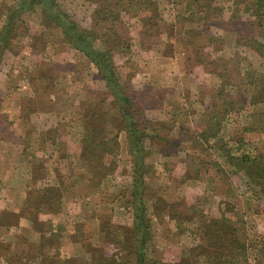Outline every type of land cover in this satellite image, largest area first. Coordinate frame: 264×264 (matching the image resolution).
I'll return each instance as SVG.
<instances>
[{"label": "rangeland", "instance_id": "1", "mask_svg": "<svg viewBox=\"0 0 264 264\" xmlns=\"http://www.w3.org/2000/svg\"><path fill=\"white\" fill-rule=\"evenodd\" d=\"M20 2L0 0V264H135L141 229L156 264H264L247 176L264 133L243 131L264 57L242 0L209 17L188 0ZM103 53L130 87L123 117Z\"/></svg>", "mask_w": 264, "mask_h": 264}, {"label": "trees", "instance_id": "2", "mask_svg": "<svg viewBox=\"0 0 264 264\" xmlns=\"http://www.w3.org/2000/svg\"><path fill=\"white\" fill-rule=\"evenodd\" d=\"M23 0H21V8H22V2ZM49 0H31L32 3L34 2H38L39 5H41V9L43 12H48L49 9ZM214 0H188L187 5H189V7L194 8L197 6V10H196V15H200V16H210L211 15V8H212V2ZM233 3L237 6L238 4L241 3V0H233ZM242 3L245 4V11H248L250 13V20L245 23V26L248 25L249 27V33L247 34L248 38L250 41H248V44H252L254 47V51H256L258 53L259 57H264V0H242ZM247 4V5H246ZM46 5V7H45ZM18 8V7H17ZM217 11V9H215V12ZM237 18V17H236ZM57 19H59V17H57ZM56 18H53V20H57ZM232 20V19H231ZM66 24V23H65ZM58 26L59 23H57ZM229 26V25H228ZM61 27V26H60ZM62 27H63V23H62ZM231 27V26H230ZM229 27V28H230ZM76 34H79V30H75ZM253 33H257L254 36L250 37ZM90 36V35H88ZM88 36L85 35V39H84V46H91L89 43L90 41V37L88 38ZM98 54V53H97ZM107 60L108 63L105 62V60ZM110 59L108 57L107 53H103V55H100V59L98 61L99 66L103 67L104 70V74L105 77L107 76V82L110 86L111 92L114 95V101H115V106L117 107V112L121 113L120 117H123L122 114L123 111H127L124 107L123 104L126 103L125 100L120 99V96L128 97L127 94L130 93V87L129 85H125L122 90H119L112 84L111 80L108 79V77H110V75L114 74V70L111 67V64L109 63ZM257 97L259 98V101H264V78L262 79V81L260 82V88L257 90L256 92ZM261 116L259 117L260 119H257L255 121H253L252 123H250V125L248 127H246L243 131H246V135L247 134H251L252 133H264V111L260 114ZM105 119V118H104ZM127 123L129 124L128 126V132H130V124L131 121H127ZM254 125H258V128ZM135 126V128H137V125H133ZM146 137V135H142L141 139L142 141H144V138ZM103 141H101L99 144H101ZM244 159H246V156L244 158H242V163H245L246 161H243ZM249 165H247V176L249 177L250 180H252V183H258V185H260V189L264 184V153H260L257 157H254V159H252L251 161H248ZM143 167L142 163L139 164L136 169L137 170H141ZM256 180V181H255ZM256 186H258L257 184H255ZM138 210V209H137ZM139 212V210H138ZM138 217V216H137ZM138 224L145 222V220L141 217L138 218ZM137 224V225H138ZM143 225V224H142ZM138 228V227H137ZM142 233L140 234L139 230H136L135 234H134V247L132 248L133 250V254H134V263L135 264H156L155 261L153 260H149L146 257L147 252L145 251V246H146V236L143 234L145 231L144 229H141ZM217 234V233H216ZM229 243L235 241V239H231L233 231H229ZM99 264H105L102 260L100 261ZM118 264V263H117Z\"/></svg>", "mask_w": 264, "mask_h": 264}]
</instances>
